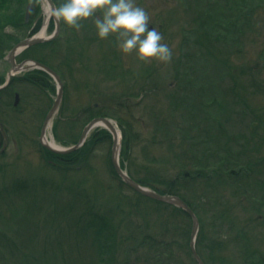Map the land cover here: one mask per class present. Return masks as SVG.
<instances>
[{
    "label": "rangeland",
    "instance_id": "obj_1",
    "mask_svg": "<svg viewBox=\"0 0 264 264\" xmlns=\"http://www.w3.org/2000/svg\"><path fill=\"white\" fill-rule=\"evenodd\" d=\"M248 1L251 14L242 26L231 22L221 42L208 33L212 23L208 20L207 25L208 8L219 5L223 14L216 8L215 15L225 18L229 13L227 0H135L150 17L149 30L156 28L162 42L172 49V59L166 65L155 61L143 64L134 54H121L114 37L97 38L92 19L84 21L79 31L67 28L61 42L53 40V45H43L41 53L48 65L60 71L63 83L62 105L48 137L60 147H69L86 120L97 113L93 105L97 104L100 111L108 108L121 141L125 138L123 131L127 133L129 153L121 154L124 163L131 164L135 178L143 180L159 174L162 177L156 179L168 181L178 177L176 188L193 212L194 208L228 209L230 219L221 229H213L208 216L200 213L207 218L205 237L219 258H225L224 263L217 259L215 264H242L245 238L230 228L232 223L251 233L248 249H256L264 261V208L256 205V198L264 199V0ZM15 2L0 0L2 32L8 42L15 41L8 49L0 44L1 80H6L12 69L6 56L15 44L43 30L42 38L52 34L49 30L53 23L33 0L17 4L16 9ZM53 2L59 4L60 0ZM29 4L32 7L27 12ZM18 56L20 64L25 59ZM30 71L12 75L14 90H10L9 102L12 105L17 101L15 108L3 102L0 105V119L7 131V135L0 134V264L91 263L97 256L94 240H101L97 227H92L98 221H111L119 227L116 242L129 256L120 257L116 250L111 264H152L144 258L148 248L137 244L144 231L159 235L157 221L142 228L141 235L137 232L135 240H122L130 235L131 227L140 226L142 214H148L151 208L157 212L159 207L116 181L110 167L111 143L90 146L75 165L54 163L38 141L57 88L34 74L32 77H38L43 87L30 84ZM208 105L220 112L213 114ZM124 123L131 129L127 125L122 129ZM216 129L222 138L217 145L223 148L219 152L226 151L240 164H247L243 169L246 173L239 178L229 176L226 162H214L206 171L208 179L196 177L199 169L181 167L192 158L188 147L195 144L201 151L208 150L212 139L208 131ZM215 150L210 148L209 153ZM184 171L192 174L186 172L189 177L182 178ZM205 192L217 195L215 207L210 204L208 208V203L201 201ZM126 208L132 210L122 220L131 223L127 231L122 228L124 224H119ZM174 222L180 228L176 232L178 241L170 248H175L182 264H191L186 251H181L184 239L180 235L187 223L178 216ZM169 232L173 235L172 230Z\"/></svg>",
    "mask_w": 264,
    "mask_h": 264
},
{
    "label": "trees",
    "instance_id": "obj_2",
    "mask_svg": "<svg viewBox=\"0 0 264 264\" xmlns=\"http://www.w3.org/2000/svg\"><path fill=\"white\" fill-rule=\"evenodd\" d=\"M28 0H16L15 4H14V8L16 9V5L17 4H22V3H26ZM228 1V15L227 17L223 18H217L215 15V9H220L219 5L216 6L215 8L213 7H209L208 8V19H207V25H208V20H210V22H212L210 25H208V28L210 26V29H208V33H210V37H212V39H216V40H220L222 42L223 40V36H225L223 34V32H228L230 30H228L227 28L230 27V23H235L237 26H242V24L245 22V20L248 18V16L251 14L250 10L247 9V7H249V5L251 4V2H249L248 0H238V3H235V0H227ZM210 2H212V0H210ZM236 4L235 7L232 4ZM220 13L223 14V10L220 9ZM227 11V12H228ZM227 12L225 11L224 14L226 15ZM218 16V15H217ZM222 19H225L224 21H222ZM2 21L0 20V44L2 45V47L4 48H9L10 45L13 43L14 40H9V42L7 41L6 36L4 35V33L2 32L3 26L1 25ZM51 29V28H50ZM206 32V31H205ZM207 33V32H206ZM207 33V34H208ZM206 34V36L208 37V35ZM11 41V42H10ZM15 42V41H14ZM54 41L52 42H47V43H43L40 44L41 46L43 45H53ZM5 45V46H4ZM2 48V49H3ZM69 49L71 50L72 48L69 47ZM25 54L21 53L19 58H25ZM209 62V61H208ZM220 65V64H219ZM211 72L213 73L214 71ZM218 72L220 73V70L218 68ZM29 74V78L27 81H29L30 84H33L36 87H43V86H39L40 82L38 80V77H32V75H39V76H43V73L37 69L32 70L30 72H28ZM209 74V73H208ZM9 88L6 89V91L4 92H0V102L5 103V105H10L9 99L11 97V93L9 92ZM243 91V90H242ZM241 93V91H240ZM6 97L7 101L4 102L3 98ZM208 97H213V94L208 93ZM7 103V104H6ZM208 108L211 109L212 112H214L213 114H217L220 111H218L216 108L211 107L208 105ZM103 115L100 113V111H97L96 114H94L93 116L89 117L88 120L95 118L97 116ZM125 125V126H124ZM124 125H120L122 129H126V125L124 123ZM172 125V124H171ZM128 130L131 129V125L128 123L127 125ZM124 132L125 138L124 141H122V151L124 153H129V150L127 148V144L128 141H126L128 138L126 136V132ZM130 132V131H128ZM219 132V133H218ZM221 132L219 130H210L208 131V135L210 137H212V139H210V141L208 142V150H200L201 147L199 148L197 145L192 144L191 147H188V151L190 152L189 154L192 155V158H186V159H190L189 161L186 162H182L183 165H181V167H186V169L191 168H196L199 169L197 171H199L196 177H201V178H205L208 179V171L209 169H211L212 165L214 164V162H222V163H228L227 165H225V168L229 167V176L233 177V178H239L242 174L246 173V171H244L243 169H245L244 165H247L246 163L240 164L233 156H231L230 154H228L226 151L224 152H219V149H223L220 145V140L222 139L220 137ZM111 137L109 135V133L107 131H94V133L92 134V137L90 138L89 141L86 142V144L83 146V148H81L80 150H78L77 152L71 153V154H67V155H57V154H53L51 152H49V156L54 160V163L58 162V163H62L64 164V166H71V165H75L77 162H79L81 160V157H83L85 155V153L89 152L90 149L89 147L91 146H100V145H104V144H110L111 143ZM76 140H73V142H75ZM204 148H207V145H205ZM210 148H213L217 151L214 152L213 154H210ZM48 152V151H47ZM185 154H183L184 157H187L188 153L187 152H183ZM81 156V157H80ZM122 168L126 169L129 173V176L131 178H133L136 182H138L139 184H141L142 186H146L149 188H152L153 190H155L156 192L163 194V195H177L180 198H182L185 202H187V204L191 207L190 203L185 199V197L181 194V191L176 185L177 182V178L176 180H163V179H156L157 177H162L159 176V174H156L154 176V178H145V179H138L135 178V176L133 175V172L131 170V164L130 166L128 164L124 163V159L122 157L121 154V162H120ZM232 168V169H231ZM237 168V169H236ZM208 169V170H207ZM186 172L188 171H184L180 176L182 178H184L183 176H187ZM149 173V172H148ZM190 174H192L191 172H188ZM237 174L235 177L234 175ZM112 175L113 177L116 179V181H118L121 185V187H126L122 181L119 179V177L116 175V173L114 171H112ZM149 175V174H148ZM151 176V175H149ZM153 177V176H151ZM193 177V176H192ZM190 177V178H192ZM194 177V178H196ZM243 177H246V175H243ZM162 185H166L165 187H162ZM233 186L235 184H232ZM213 187V186H210ZM126 189H128L130 192L134 193L135 195H137L139 198H142L146 201H150L153 202L154 205H157L159 208H157V212L154 211V208H151L148 212V214H142L141 216V220L140 222H138V224L140 226H136L131 227L132 231L130 233V235H127L126 237H124V240H122L123 242L126 241L128 238L131 239L133 238V240H135V234L138 232V235H141V231L142 228L144 230L145 226L148 225L150 226L151 223L157 221L159 223V227L160 230L158 231L159 235H155L151 234V233H147L144 231L143 235H142V239L139 241V245L137 244V247H141L143 245H145V247H147L148 249H145V254H144V258L145 256L147 258H149L150 262L152 264H182V262L178 259L174 249L175 248H170V246L174 245L177 241H178V236L176 235L177 230H179L180 227L176 226V223L174 222V218L175 216H178V218L180 217L182 219V221H184L185 223H187V230L186 228L183 226L182 227V234L180 235L183 239H184V244H182V249L181 251L185 250L188 257L191 260V264H197L196 261L193 259L191 252L189 250V238H190V229H191V219L188 216V214H186L184 211H182L179 208H176L174 206H170L167 204H162L156 201H153L151 199L145 198L141 195H139L136 192H133L132 190H130L128 187H126ZM207 192L203 193V199L201 201H205L208 203V208L211 204V208L215 207L214 204L216 202L215 196L217 195H212L211 193L208 195L206 194ZM256 202L258 204H256L258 206V208H264V199H259L256 198ZM256 206V207H257ZM193 208V207H192ZM224 207L222 208H215L213 210H211L209 208L203 211H198L197 208H194V212L196 214V216L198 217L199 220V231H198V235L196 238V249L197 252L199 253V255L201 256L204 264H215V262L217 261V259H220L219 256L215 253L213 246L208 242V239L205 234V219H203L202 214L207 217L208 219L211 220V224L210 226L213 229H221L222 226H224V224L230 219L228 217V209H224ZM127 209V210H126ZM124 209V211H122V215L123 217L121 218V221L125 218L127 213H130L131 208H126ZM159 209V210H158ZM137 210V209H136ZM145 210V209H144ZM156 216H155V214ZM202 213V214H200ZM139 217V216H137ZM122 223L123 225V229L125 231H127L129 229L128 224H131L130 222H119V224ZM117 224V225H119ZM233 224V225H232ZM230 228L233 227V230H238V234L241 237V235L243 236L242 239L245 238V243L244 244V248H243V254H242V264H264L263 261V257L258 256L259 252L256 249H248L249 248V244L252 243V239L249 238L248 235H251V233L247 234L246 231L244 230V226L238 228H235L236 225H234L235 223H232ZM227 225V224H226ZM92 227H97L95 230L97 232H99V236H101V240L99 241L98 239H95V245L93 246V248L96 251V258L93 259V261H91V263L89 262L88 264H111L114 259H115V252L116 250L119 251V256L123 257V256H128L125 255L124 253H122V246L123 245H119L116 242V233H117V229H119L118 226L113 225L111 223V221H105L104 223L99 222L98 224ZM121 228V227H120ZM120 230V229H119ZM173 231V235H169L170 232L169 231ZM169 233V234H168ZM167 236H170V242L167 240ZM173 236V237H172ZM246 236V237H245ZM248 236V237H247ZM162 240H159L161 239ZM237 237V235H236ZM165 242V243H164ZM127 246V245H126ZM131 251L133 250V247L131 248ZM129 257V256H128ZM135 258V257H134ZM232 260H235V256H231ZM221 263L225 262V258L220 259ZM132 264H136V262H132Z\"/></svg>",
    "mask_w": 264,
    "mask_h": 264
},
{
    "label": "clouds",
    "instance_id": "obj_3",
    "mask_svg": "<svg viewBox=\"0 0 264 264\" xmlns=\"http://www.w3.org/2000/svg\"><path fill=\"white\" fill-rule=\"evenodd\" d=\"M49 23H63L79 31L83 22L92 19L100 40L114 37L117 50L123 55L134 54L139 63L168 64L172 49L163 43L162 34L149 30L150 17L135 0H33Z\"/></svg>",
    "mask_w": 264,
    "mask_h": 264
},
{
    "label": "water",
    "instance_id": "obj_4",
    "mask_svg": "<svg viewBox=\"0 0 264 264\" xmlns=\"http://www.w3.org/2000/svg\"><path fill=\"white\" fill-rule=\"evenodd\" d=\"M31 6H32L31 4L28 6L27 12L31 8ZM58 30H59V27L57 26L56 32H58ZM49 40H51V39H49ZM45 41H48V40L44 39V38L38 39L36 37H30L28 39L22 40L12 50V52H11L12 60H13L14 56H16L26 46H31V45L42 43ZM11 62L13 64V65H11L13 71L17 70L19 72V71H28V70H32V69H42V70L46 71L47 73H49L52 77L56 78L57 98H56V100H54L52 106L50 107L49 111L47 112V114L44 118L43 126L41 128L40 136H39V144L53 154L65 155V154H68V153L75 151L79 146H81L83 144V142L85 141L88 133L94 127L98 126L99 124H103L113 134V136H112V140H113L112 141V150H111V154H110V162H111V165H112L113 169L115 170V173L117 174V176L121 179V181L124 183L125 186L130 188L132 191L138 193L139 195H141L145 198L154 200L156 202L162 203V204L174 206L176 208L181 209L186 214H188V216L191 219L189 250L191 252L193 259L197 262V264H204V262L202 261V259L200 258V256L197 253V250H196V238H197L198 231H199V221H198L197 216L194 214L192 209L180 197L175 196V195H163V194H160L156 191L151 190L150 188H147L146 186H142L141 184L136 182L133 178H131L125 172V170H123L120 167L119 160H118L119 153H120L119 152L120 151V140L118 139V135L116 134L117 133L116 129L112 126L110 120L104 119V118H94L93 120H91V122L86 127L83 128V130L79 136L80 138L74 147L66 148V149H58V148L55 149V148L50 147L48 144H46L44 142L43 137L45 135L46 125L51 123L52 119L54 118L55 114L58 111V107L60 105V101H61L62 93H63V91H62L63 87L61 86L62 83H61L60 79L56 77V75H55L56 73L54 71H52L50 68H48L46 66H43L40 63L34 62L32 65H29L30 63L27 61H23L20 64H16L13 61H11ZM15 98L17 99V95H15ZM0 130H3L1 123H0Z\"/></svg>",
    "mask_w": 264,
    "mask_h": 264
},
{
    "label": "bare ground",
    "instance_id": "obj_5",
    "mask_svg": "<svg viewBox=\"0 0 264 264\" xmlns=\"http://www.w3.org/2000/svg\"><path fill=\"white\" fill-rule=\"evenodd\" d=\"M30 5V4H29ZM28 5V6H29ZM32 5V4H31ZM32 7V6H31ZM28 10V9H27ZM30 10V9H29ZM29 12V11H28ZM53 24H52V27H51V29L49 30L50 32H52V34H51V36L49 37V38H44V39H47L48 41H45V42H42V43H38V44H34V45H31V46H26L25 48H23L22 49V51H20L19 52V55L21 54V53H24V52H26V54H25V60H23V61H27V62H29L30 64L29 65H32L34 62H37V63H40V64H42L43 66H46V67H48V68H50L52 71H54L56 74V77L57 78H59L60 79V81H61V83H62V79H61V73H60V71L59 70H57L55 67H52V66H50V65H48L47 63H48V61L45 59V56L43 55H41V53H42V50L43 49H45V48H42V46L40 45V44H43V43H47V42H52L53 40H55L56 42H61V40L63 39L62 37V33L63 32H67V26L65 25V26H62L61 27V24L62 23H56V22H52ZM57 26L59 27V30H58V32H56V29H57ZM44 31V30H43ZM43 31H41V33L38 35V36H31V37H36V38H42L43 36H44V32ZM56 32V33H55ZM28 38H30V37H27V38H25V39H28ZM49 39H51V40H49ZM24 40V39H23ZM21 42V41H20ZM19 43V42H18ZM17 43V44H18ZM17 44H13L14 46L10 49V51L8 52V54H7V56H6V58H7V60H8V62L11 64V65H13L12 64V62L11 61H13V62H15L16 64H17V60H16V56H14V58H13V60H12V58H11V52H12V50L17 46ZM61 44V43H60ZM12 46V45H11ZM10 46V47H11ZM9 47V48H10ZM73 48H74V46H73ZM6 49H8V48H6ZM75 49V48H74ZM40 56V57H39ZM42 57V58H41ZM74 59L76 60L77 58L76 57H74ZM22 61V62H23ZM47 62V63H46ZM11 68H12V66H11ZM32 70H35V69H32ZM37 70H39V71H41L42 73H43V76L42 77H44V78H46V79H48L49 81H48V83L49 84H55L56 85V88H57V82H56V78L55 77H52L49 73H47L46 71H44V70H42V69H37ZM17 73V70H15V71H13L12 69H11V71L8 73V76H7V78H6V80H1L0 79V92H4V91H6V89H10L11 90V88H12V86H13V84H14V82L12 81L13 79H12V75H14V74H16ZM62 87H63V83H62V85H61ZM9 90V92L11 93V91L12 90H14V89H12L11 91ZM63 91V90H62ZM16 95V94H15ZM56 98H57V91H56V96H55V98H54V100H56ZM54 100H53V102H54ZM3 101L4 102H6L7 101V98L6 97H4L3 98ZM62 101H63V93H62V98H61V101H60V105H59V107H58V111L60 110V107H61V105H62ZM53 102H52V104H53ZM7 104V103H6ZM0 105H2V102H0ZM10 105H11V102H10ZM10 105H7V106H10ZM17 105V101H15V102H13V104L11 105L12 106V108H15V106ZM52 106V105H51ZM99 106L97 105V104H94L93 105V110L94 111H100L99 109ZM57 111V112H58ZM100 113L101 114H103V115H100V116H97V117H95V118H104V119H108V120H110V122H111V124H112V126L116 129V134L118 135V139L120 140V153H119V157H118V160H119V164H120V162H121V149H122V147H121V143H122V141H121V133H120V131H119V129H118V127H117V125L114 123V121L112 120L113 119V115H111L109 112H108V108H105V109H103V110H101L100 111ZM0 114H1V111H0ZM0 118H1V115H0ZM2 119V118H1ZM1 119H0V123L2 124V122H1ZM94 118H92V119H90V120H86L87 122L83 125V128L84 127H86L90 122H91V120H93ZM52 121H53V119H52ZM52 121H51V123H49L48 125H46V128H45V135H44V142L46 143V144H48L50 147H52V148H55V149H66V148H71V147H74L76 144H77V142H78V140H79V138L80 137H78L77 139H76V141L75 142H71L70 143V146L69 147H60V146H58L56 143H55V141L53 140V139H51V138H49L48 137V131L50 130V128H51V125H52ZM42 126H43V122H42V125H41V128H42ZM2 128H3V124H2ZM83 128H82V130H83ZM82 130H81V132H82ZM94 131H107L108 133H109V135H110V137H111V147H110V149H109V151H110V154H111V150H112V136H113V134L103 125V124H99L98 126H96V127H94L89 133H88V135H87V137H86V139H85V141L83 142V144L81 145V146H79L75 151H73V152H71V153H74V152H77L78 150H80L81 148H83V146L86 144V142L87 141H89L90 140V138L92 137V134L94 133ZM3 132V133H2ZM0 134H6L7 135V131L3 128V130H0ZM81 134V133H80ZM40 136V135H39ZM80 136V135H79ZM57 140V139H56ZM58 141V140H57ZM39 142V141H38ZM59 142V141H58ZM40 145V144H39ZM41 146V145H40ZM42 147V146H41ZM42 148H44V147H42ZM45 149V148H44ZM47 150V149H46ZM48 151V150H47ZM49 152V151H48ZM71 153H68V154H71ZM57 155H59V154H57ZM65 155H67V154H65ZM110 167H111V173H112V171H114L115 172V170L113 169V167H112V165H111V162H110ZM120 167L122 168V166H121V164H120ZM123 170H125V172L129 175V173H128V171L126 170V169H124V168H122ZM117 175V174H116ZM120 179V178H119ZM121 180V179H120ZM123 183V182H122ZM124 184V183H123ZM127 187V186H126ZM147 188H149V187H147ZM130 189V188H129ZM151 190H153L152 188H150ZM131 190V189H130ZM153 191H155V190H153ZM134 192V191H133ZM175 196H177V195H175ZM179 197V196H178ZM182 199V198H181ZM183 200V199H182ZM184 201V200H183ZM185 202V201H184ZM186 203V202H185ZM187 204V203H186ZM188 205V204H187ZM189 206V205H188ZM190 207V206H189ZM194 214H195V212H194ZM196 215V214H195ZM199 221V220H198ZM190 231H191V229H190ZM197 250V249H196ZM198 253V252H197ZM198 255H199V253H198ZM200 256V255H199ZM200 258H201V256H200ZM202 259V258H201ZM203 261V260H202ZM197 263V262H196Z\"/></svg>",
    "mask_w": 264,
    "mask_h": 264
}]
</instances>
